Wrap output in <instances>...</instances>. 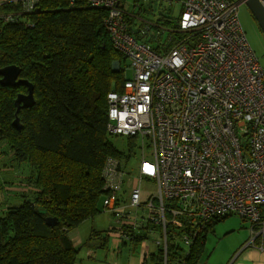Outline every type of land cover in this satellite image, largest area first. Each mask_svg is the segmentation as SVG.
I'll use <instances>...</instances> for the list:
<instances>
[{"label": "built area", "instance_id": "obj_1", "mask_svg": "<svg viewBox=\"0 0 264 264\" xmlns=\"http://www.w3.org/2000/svg\"><path fill=\"white\" fill-rule=\"evenodd\" d=\"M36 1L19 0L21 12L1 13L0 20L23 21ZM84 1L107 10L103 24L129 61L121 90L106 95L107 129L132 138L139 151L136 185L126 181L128 161H104L102 206L114 215L109 231L121 242L145 234L140 264L153 246L166 249L167 227L180 233L176 242L186 254L211 220L226 215L250 222L263 241L264 69L242 28L239 3L158 0L179 7L180 33L159 52L129 30L119 0ZM144 180L154 194L142 197Z\"/></svg>", "mask_w": 264, "mask_h": 264}, {"label": "trees", "instance_id": "obj_2", "mask_svg": "<svg viewBox=\"0 0 264 264\" xmlns=\"http://www.w3.org/2000/svg\"><path fill=\"white\" fill-rule=\"evenodd\" d=\"M19 12V0L0 3V14ZM128 13L129 30L156 51L168 50L180 36L166 15L148 25L157 30L148 36L145 23H136ZM106 16V9L84 0H37L33 12L22 14L23 21L0 20V67L18 66L19 77L33 86L34 99L16 113L14 99L27 91L26 85L0 84V146L5 144L14 160L28 168L27 181L35 187L30 198L23 195L0 212V264H74L79 249L68 233L102 210L105 159L128 161L107 129L106 95L121 90L129 75L127 57L103 24ZM15 117L18 127L12 123ZM127 139L133 146V139ZM227 216L211 220L186 254L176 242L180 233L167 227L166 249L153 246L142 264H199L208 231ZM47 217L56 222L47 224ZM148 227L161 232L159 226ZM90 236L101 238L100 247L108 239L94 229ZM145 237L142 232L122 242L134 249ZM178 257L184 261L176 263Z\"/></svg>", "mask_w": 264, "mask_h": 264}, {"label": "rangeland", "instance_id": "obj_3", "mask_svg": "<svg viewBox=\"0 0 264 264\" xmlns=\"http://www.w3.org/2000/svg\"><path fill=\"white\" fill-rule=\"evenodd\" d=\"M6 0H0L4 2ZM135 0H121L126 13L134 16L136 23L144 22V29L148 25L154 24L160 15H166L167 19L172 23L177 22V14L179 7L168 5L167 2L161 3L158 0H150L141 2L139 6L134 5ZM237 2L238 0H233ZM238 15L242 28L246 34L249 44L259 60L260 65L264 69V35L260 29L255 17L246 4L239 2ZM170 24V23H169ZM168 24V25H169ZM164 29L165 26H160ZM157 32L156 28L147 29V35L152 36ZM165 34H162V39ZM155 44L157 38L152 39ZM129 61L127 62L128 65ZM117 67V64L115 65ZM127 74L130 70L127 68ZM110 141L115 148L125 155H129L127 169L129 171L126 179L128 184L135 185L138 182L136 175L137 161L139 159V151L135 146H129V141L123 136H112ZM28 168L25 165H19L14 160L11 151L5 144L0 146V212L5 209L8 204L19 203L25 198H30L35 189L32 182L27 181ZM142 186V197L148 193H155L152 184L145 180L140 183ZM114 224V215L110 212L102 210L92 218L84 220L74 229L70 230L68 235L79 249L76 262L82 261L86 264H137L140 258V246L131 248L129 244H123L112 237L109 228ZM250 222L242 220L237 215H230L224 219L218 220L213 224L212 230L208 231L202 256L199 264H230L236 249L240 243L251 237ZM98 230L102 234H106L108 239L104 247H100L101 238H92L91 230Z\"/></svg>", "mask_w": 264, "mask_h": 264}, {"label": "water", "instance_id": "obj_4", "mask_svg": "<svg viewBox=\"0 0 264 264\" xmlns=\"http://www.w3.org/2000/svg\"><path fill=\"white\" fill-rule=\"evenodd\" d=\"M247 5L252 15L255 17L260 29L264 35V10L260 5L258 0H238ZM115 67V64H114ZM19 73V68L16 65H6L0 67V84L3 86H17L20 84L26 85L27 92L26 93H18L14 99V103L16 106L15 112L17 113L20 107H28L34 103L33 99V86L27 79L17 78ZM12 123L15 126H19L18 118L15 117ZM46 223L49 225L54 224L56 221L53 218L47 217L45 219Z\"/></svg>", "mask_w": 264, "mask_h": 264}, {"label": "crops", "instance_id": "obj_5", "mask_svg": "<svg viewBox=\"0 0 264 264\" xmlns=\"http://www.w3.org/2000/svg\"><path fill=\"white\" fill-rule=\"evenodd\" d=\"M131 15V14H129ZM251 231V230H250ZM112 237L122 243L115 233L110 232ZM74 243V242H73ZM75 245V244H74ZM140 264V258L136 262ZM74 264H86L82 261ZM230 264H264V240L261 241L259 237H254L251 233V237L240 243L236 249V253Z\"/></svg>", "mask_w": 264, "mask_h": 264}, {"label": "flooded vegetation", "instance_id": "obj_6", "mask_svg": "<svg viewBox=\"0 0 264 264\" xmlns=\"http://www.w3.org/2000/svg\"><path fill=\"white\" fill-rule=\"evenodd\" d=\"M1 3V2H0ZM17 78L19 79L20 77H19V73H18V76H17ZM22 79V78H21ZM13 87H17V86H13ZM27 90V89H26ZM27 91H20L19 93H26ZM18 94V93H17ZM17 94H16V96H17Z\"/></svg>", "mask_w": 264, "mask_h": 264}, {"label": "snow or ice", "instance_id": "obj_7", "mask_svg": "<svg viewBox=\"0 0 264 264\" xmlns=\"http://www.w3.org/2000/svg\"><path fill=\"white\" fill-rule=\"evenodd\" d=\"M149 171H151V169H148Z\"/></svg>", "mask_w": 264, "mask_h": 264}]
</instances>
